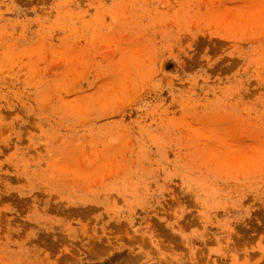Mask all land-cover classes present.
Instances as JSON below:
<instances>
[{"label":"rangeland","instance_id":"rangeland-1","mask_svg":"<svg viewBox=\"0 0 264 264\" xmlns=\"http://www.w3.org/2000/svg\"><path fill=\"white\" fill-rule=\"evenodd\" d=\"M0 264H264V0H0Z\"/></svg>","mask_w":264,"mask_h":264}]
</instances>
